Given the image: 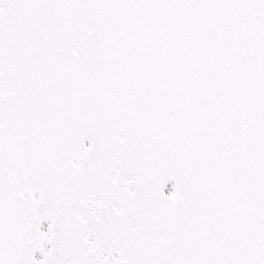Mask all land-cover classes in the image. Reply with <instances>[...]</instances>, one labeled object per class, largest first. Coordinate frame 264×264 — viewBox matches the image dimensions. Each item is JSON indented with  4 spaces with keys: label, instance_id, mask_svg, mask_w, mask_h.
Wrapping results in <instances>:
<instances>
[{
    "label": "snow or ice",
    "instance_id": "6c2138e0",
    "mask_svg": "<svg viewBox=\"0 0 264 264\" xmlns=\"http://www.w3.org/2000/svg\"><path fill=\"white\" fill-rule=\"evenodd\" d=\"M0 264H264V0H0Z\"/></svg>",
    "mask_w": 264,
    "mask_h": 264
}]
</instances>
